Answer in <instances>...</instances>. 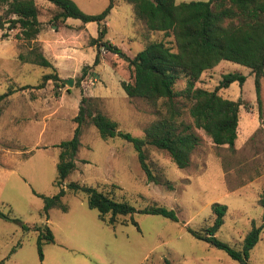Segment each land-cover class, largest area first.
<instances>
[{"label":"rangeland","instance_id":"obj_1","mask_svg":"<svg viewBox=\"0 0 264 264\" xmlns=\"http://www.w3.org/2000/svg\"><path fill=\"white\" fill-rule=\"evenodd\" d=\"M73 1L88 13L100 11L107 3V0ZM34 3L45 25L41 32L50 38L56 36L57 43L46 47L48 54L52 49L74 45L76 40L81 45L75 47V55L51 61L62 79L57 81L60 83L57 87L51 79L36 86L41 74L52 69L12 54L14 49L24 53L30 45L40 49L37 41L14 37L15 27L6 29L7 35L0 36V92L11 89L0 112V210L10 209L17 218L0 216V264H163L165 258L170 264H239L223 249L186 229V226L200 229L211 222L212 202L226 205L215 235L235 248H240L251 220L261 224L258 240L248 250L247 261L264 264V220L260 218L261 207L257 203L258 195L264 192V82H260L257 102L248 68L226 59L207 70L198 84L212 88L226 71L245 74L241 84L233 80L218 89L224 97L241 101L233 148L214 144L197 129L201 139L192 150L188 164L177 167L166 153L146 144V159L154 171L159 168L170 180L172 188H168L145 179L130 142L118 135L101 138L95 127L88 124L79 135L75 167L66 177L94 185L135 208L151 201L166 205L174 210L177 220L134 211L132 216L137 226L127 222L115 223L111 228L97 218L94 208L86 205L82 192L67 190L61 196L66 209L51 207L47 219L44 218L38 193L51 195L57 190L53 183L57 157L54 144L71 136L72 116L81 94L98 96L101 111L116 120L119 129L135 136H142L143 126L155 114L142 98L129 97L121 88L119 81L130 79L123 58L102 48L98 62L92 65L96 50L88 45L89 37L80 38L81 32L75 33L78 29L71 26L54 30L47 15L53 4L48 0H34ZM66 21L72 25L80 23L74 17H67ZM105 23L103 38L125 54L131 56L142 48L143 27L133 18L130 3L116 0ZM84 34H96L94 21L86 22ZM148 37L161 38L162 34L154 30ZM84 64L91 65L81 73ZM67 77H72L69 85L64 82ZM182 85L180 76L174 87ZM20 221L46 223L50 227L54 242L42 245L41 260L36 253L35 232L22 231ZM17 241L19 244L15 245ZM53 253L60 255L58 262L52 260Z\"/></svg>","mask_w":264,"mask_h":264},{"label":"trees","instance_id":"obj_2","mask_svg":"<svg viewBox=\"0 0 264 264\" xmlns=\"http://www.w3.org/2000/svg\"><path fill=\"white\" fill-rule=\"evenodd\" d=\"M48 1L55 7L48 18L52 24L66 17L96 23V34L88 38V43L96 50L91 64L98 62L100 48L123 58L129 68L130 79H121V88L129 97L142 98L151 107L155 118L143 126L142 136H135L119 129L116 120L101 111L98 96L81 94L76 113L72 116L74 127L71 136L54 144L57 157L53 183L57 190L51 195L38 193L42 199L41 214L47 219L49 208L65 210L61 196L67 190L82 192L86 205L94 208L97 218L111 228L115 223L127 222L137 226L132 216L134 211L177 220L174 210L166 205L151 201L135 208L128 201L118 200L94 185L66 180L75 167L74 156L82 127L91 124L101 138L118 135L130 142L145 179L163 183L168 188H172L170 180L159 168L154 171L147 161L146 144L166 153L177 167L188 164L192 150L201 139L197 129L208 135L214 144H227L233 148L241 101L222 96L218 89L233 80L241 84L245 74L236 70L223 72L212 88L198 84V80L203 70L213 67L219 60L234 61L247 67L252 74L258 102L260 82H264V0H124L130 3L132 16L142 24L145 34L142 48L131 56L103 38L105 17L116 0H107L106 5L94 13L82 11L73 0ZM0 10L1 37L7 35L6 29L15 27L14 37L29 42L40 29L34 0H0ZM154 30L160 31L162 37L149 38V32ZM17 57L52 69L41 74L36 86H42L47 79H51L56 87L60 84L57 81L62 82L51 62L35 45H30L24 53L18 52ZM91 64H84L81 73ZM180 76L183 85L175 88L174 82ZM10 92L11 89L0 92V112ZM257 203L261 207L260 218L264 220V192L258 195ZM225 209L224 203L212 202L211 222L200 229L189 226L186 229L193 236L223 249L239 264H250L247 261L248 250L258 240L261 224L251 220L240 248H235L215 235ZM0 216L17 219L10 209L6 212L0 210ZM20 227L22 231L35 232L36 253L41 260L42 245L54 242L50 227L46 223L27 224L22 221ZM163 264L170 262L165 258Z\"/></svg>","mask_w":264,"mask_h":264},{"label":"crops","instance_id":"obj_3","mask_svg":"<svg viewBox=\"0 0 264 264\" xmlns=\"http://www.w3.org/2000/svg\"><path fill=\"white\" fill-rule=\"evenodd\" d=\"M116 3V2H115ZM114 3V4H115ZM36 4V3H35ZM113 4V5H114ZM36 7H37V19L40 21V18H39V16H40V13H39V11H40V9H39V7H38V5L36 4ZM47 7V6H46ZM49 8L51 9L50 10V12L47 14L48 15V18H49V16H50V14L55 10V8H54V5H53V7H51V6H49ZM67 18V17H66ZM66 18H64V19H62V20H59L56 24H52V26H53V29L54 30H57V29H60L61 27H68V26H71L72 28H74V29H78V31L77 32H75V33H80V36H82V37H80V38H88L89 36H92V35H85L84 34V30H85V28H86V22H89V21H86V22H81L80 21V23L79 24H75V25H72V24H68L67 23V21H66ZM43 20V19H42ZM42 20L40 21V29L38 30V32L36 33V35H35V37L33 38V39H31V41H33V40H36L37 41V43L39 44V47H40V50H41V53L51 62V61H54V60H56V58H58V57H61V56H64V55H75V47L76 46H79V44L81 45V41H79V43H78V41L76 40L75 42H74V45H68V46H65L64 48H56V49H52V51L48 54L47 52H46V47L48 46V47H51V46H53V45H55V43H57V41H55L54 42V40H56L55 39V37H53V38H50L48 35H46V33L44 32V33H42L41 32V30H42V28L43 27H45V25L43 24V22H42ZM106 24V23H105ZM83 32V33H82ZM62 33H66V32H61V34ZM67 34H70L69 32H67ZM85 35V36H84ZM149 36V35H148ZM144 37H145V34H143L142 33V39H143V41H144ZM85 39H83L84 41H85ZM64 41V44L65 45H67L66 43H65V41H67V39H64L63 40ZM86 43V42H85ZM88 45H91V44H88ZM94 46V45H93ZM29 48V47H28ZM108 52V51H107ZM17 53H18V51L16 52V50L14 49V53L12 54V55H15L16 57H17ZM21 60V59H20ZM218 63V62H217ZM51 64H52V66L55 68L56 66L51 62ZM216 65V64H215ZM214 65V66H215ZM214 66L213 67H211L212 69L214 68ZM211 68H208V69H206V70H203L202 72H201V74H200V77L207 71V70H209V69H211ZM56 69V68H55ZM219 92V91H218ZM221 94V93H220ZM222 95V94H221ZM223 96V95H222ZM8 99H9V96H8ZM42 256H43V254H42ZM52 260L53 261H56V262H58L59 260H60V255L59 254H55V253H53V255H52Z\"/></svg>","mask_w":264,"mask_h":264},{"label":"water","instance_id":"obj_4","mask_svg":"<svg viewBox=\"0 0 264 264\" xmlns=\"http://www.w3.org/2000/svg\"><path fill=\"white\" fill-rule=\"evenodd\" d=\"M64 82L66 83V84H71V82H72V77H67V78H65L64 79Z\"/></svg>","mask_w":264,"mask_h":264},{"label":"built area","instance_id":"obj_5","mask_svg":"<svg viewBox=\"0 0 264 264\" xmlns=\"http://www.w3.org/2000/svg\"><path fill=\"white\" fill-rule=\"evenodd\" d=\"M100 49H102V48H100ZM90 82H91V80H89Z\"/></svg>","mask_w":264,"mask_h":264}]
</instances>
